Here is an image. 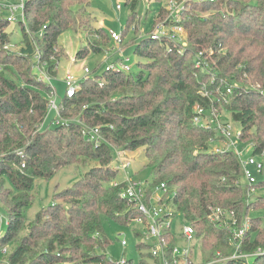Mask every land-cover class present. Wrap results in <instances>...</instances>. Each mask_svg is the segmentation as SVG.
<instances>
[{
    "label": "trees",
    "instance_id": "16d2710c",
    "mask_svg": "<svg viewBox=\"0 0 264 264\" xmlns=\"http://www.w3.org/2000/svg\"><path fill=\"white\" fill-rule=\"evenodd\" d=\"M124 1L130 14L123 41L136 22L141 0ZM187 4L182 22L189 44L183 52L175 44L144 37L135 47V54L147 61L138 63L142 70H96L74 97L64 95L61 115L68 123H51L55 127L47 125L48 120L40 127L48 111L43 90L50 93L51 87L35 77L37 50L51 75L61 60L58 44L64 32L81 28L93 36L75 55L81 61L104 53L108 31L91 24V0H26L20 22L23 45L15 52L8 47L10 22L0 20V200L9 216L0 248H11L7 264H113L106 253L110 240L104 236L103 217L130 225L139 212L120 196V187L112 185L120 172L112 162L117 149L141 147L144 167L151 169L149 190L162 182L175 189L173 207L194 225L197 244L211 257L222 248L224 256L232 250L231 232L209 220L210 206L233 209L241 221L252 214L243 251L264 247V216L258 213L264 212V197L248 202L249 187L241 182L237 154L215 151L221 137L193 120L197 105L207 113L221 106L240 123L239 139L253 146L255 156H264V0ZM164 8L154 23L166 18ZM207 12L210 15L204 16ZM199 53L202 66L196 68ZM84 125L99 126L105 140L97 146L86 141ZM91 161L97 164L28 219L35 179L50 180L67 166ZM255 186L264 187V180ZM23 230L28 231L20 236ZM138 248L149 249V244L141 242ZM255 261L264 264V255Z\"/></svg>",
    "mask_w": 264,
    "mask_h": 264
},
{
    "label": "built area",
    "instance_id": "2783aa9c",
    "mask_svg": "<svg viewBox=\"0 0 264 264\" xmlns=\"http://www.w3.org/2000/svg\"><path fill=\"white\" fill-rule=\"evenodd\" d=\"M4 3H0V7L9 12L7 16L8 22H14L17 20L15 13L20 9L22 10L21 18L24 20V4L25 0H21L20 3H13L10 0H2ZM190 0H169L167 2V14L166 18L156 23L148 36L159 42L166 44H175L179 46L178 52L181 53L186 48L187 30L182 20L184 13L187 10V2ZM214 1V0H210ZM118 10H121V6H117ZM121 31H108L109 37L117 45L116 61L111 63L106 70L113 72H131L133 64L131 57L125 54L123 44L122 32L125 29L123 24H120ZM185 45V46H184ZM184 46V47H182ZM105 61L109 60L108 52H105ZM202 55V53H200ZM201 57L198 58V65H202L200 62ZM37 61L36 67L41 71V66L44 69L45 63L41 62V52L37 50L35 54ZM85 60H81L83 77H77L72 70H68L63 78L65 83V96L68 98L74 97L81 88V83L84 80L89 79L92 74L90 68L85 64ZM73 62H78L74 59ZM42 63V65H40ZM41 73H43L41 71ZM47 82L51 77H47ZM214 81V78H213ZM51 87V98L48 100V111L45 121L40 127H43L47 121V117L51 114H55L54 120L51 122L55 125H65L68 123L62 115V105L57 102V93L55 88L49 83ZM228 93H231V88L227 89ZM204 95H209L207 91H203ZM197 125H201L207 129H214L222 141L219 144H215L214 150L220 153L227 151H234L241 163L243 177L247 180L248 189V202L252 201L254 196V187L258 182L255 177L252 168L257 172L264 170V163L259 160L254 154L251 155L248 160L243 159V150L239 151L233 141L231 140L232 126L229 122H224L220 116V109H212L211 113L200 105L195 108V115L193 118ZM82 135L86 141L93 143L95 146L105 140L102 135L101 128L99 126L84 125L82 128ZM240 135V131H239ZM238 135V137H239ZM212 142L213 139L211 140ZM215 143V142H214ZM127 152L125 150H116V156L120 160V165L115 166L118 171H123L125 175L122 179H116L112 185L120 187V196L127 200L128 203L133 205L139 212V216L134 218L132 222H141L146 225L147 237L153 239L149 244V257L152 260V264H207L203 260H197V253L195 247L197 245L196 229L190 222L185 225L182 232L177 235L173 229V217L177 213V210L173 207V198L175 196V189L170 188L165 182H162L149 190V184L140 180H136L130 175L127 169L131 166L132 162L126 157ZM264 155V154H262ZM25 166V164H23ZM209 220L215 224L217 228L228 230L231 232L230 248L231 254L224 256L222 249L217 250L215 256L220 258L224 257L227 260H242L250 259L252 257H258L264 255V247H258L253 252L243 251L245 245V236L247 231L251 228V217L247 216L243 221L238 218L235 210L210 206L208 210ZM3 220V217L1 218ZM1 220V221H2ZM8 222V220H7ZM174 241L173 243H171ZM181 239L185 242L184 246H178L177 241ZM122 245L127 246V241L122 240ZM0 253L3 254L5 259L8 255V248H0ZM224 261V262H225ZM6 263V262H5ZM129 260L126 255H123L118 260H113V264H128ZM7 264V263H6Z\"/></svg>",
    "mask_w": 264,
    "mask_h": 264
},
{
    "label": "rangeland",
    "instance_id": "374dc122",
    "mask_svg": "<svg viewBox=\"0 0 264 264\" xmlns=\"http://www.w3.org/2000/svg\"><path fill=\"white\" fill-rule=\"evenodd\" d=\"M13 3H20L21 0H10ZM26 1V0H25ZM169 0H141L140 5L137 10L136 22L133 27H130L129 33L124 37V41L122 44V48H124L125 54L131 57V61L133 64L132 72L138 73L142 70L139 66V62H147L144 59H140L138 55L135 54L136 44L142 40L144 37L148 36V33L151 32L153 27L159 21L154 23V17L157 15L161 6L165 7V13L167 11V2ZM187 1V0H186ZM192 0H190L191 2ZM215 1V0H214ZM0 3H4L0 0ZM121 6V10L117 9V6ZM187 9H189L188 4L186 5ZM90 6L88 7V9ZM91 8L93 9V15L90 16L91 24L94 27H104L107 31H121L120 24H123L124 27L127 25V20L130 14V8L125 4L124 0H91ZM187 11V10H186ZM22 10L20 9L15 13L17 20L14 22H10L7 26V31L10 33L11 44L8 46L10 51H18L23 43V31L20 25L22 21L21 18ZM9 15V12L4 8L0 7V20L6 19ZM204 16L210 15V13L203 14ZM165 19V18H164ZM163 19V20H164ZM135 26L137 29L135 30ZM87 34L83 29H78L76 32L69 30L64 32L59 37V52L61 54L60 63L56 69V73L48 74L47 69H43L41 66V71L36 67H34V72L36 74L35 77L38 79H42L44 82H47L46 76L51 77V79L47 82L50 83L56 90L57 93V102L60 103L65 95V83L63 78L68 70H72L77 77H83L85 74L83 73L82 66L80 61L73 62L75 59V55L77 51L84 46V44H88L90 39H93V36ZM101 39V38H100ZM99 40V38H98ZM186 46H188L187 37H185ZM105 43V42H104ZM182 46V47H184ZM104 53L95 54L87 59H85V64L90 68L92 74L90 76L93 77L94 72L97 70V73H102L111 63L116 61L117 45L112 42L110 39L108 43L104 44ZM184 47V48H185ZM108 52L109 60L105 61L106 54ZM209 55H211L209 53ZM201 57V54H196L195 57V67L200 68L198 65V58ZM201 60V58H200ZM201 62V61H200ZM40 72V73H39ZM200 72L202 70L196 72V76H200ZM198 76V77H199ZM10 77H13L14 80L20 84L21 81L18 77L10 74ZM210 82L213 81V77H210ZM44 96L49 100L51 98V94L43 90ZM220 116L224 122L231 123V140L235 144V147L241 151L243 150V159L246 161L248 158L253 155V146L251 144L243 143L238 135L241 129V125L238 122H235L231 118V114L227 112L224 108L220 106ZM55 114L51 113L47 117V125H51V122L54 120ZM51 127H55L51 125ZM121 150V149H119ZM127 152V151H126ZM126 157L131 160L132 164L127 169L128 173L133 176L134 179L145 182L146 180L151 179V169L149 167H144L146 163L145 157V148L141 147L135 151H128ZM256 157L264 163V156ZM90 165L83 164H73L71 166H67L61 169L53 178L50 180H46L43 178L35 179L33 195L34 200L32 206H30L26 210V216L28 219H32L35 214L41 210L43 207H47L53 202V196L56 192L61 191L69 186H71L75 181L83 177L93 166L97 163L95 161L89 162ZM113 166H119L120 160L116 155H114V160L112 162ZM252 171L255 177L259 181L264 180V172H257L252 168ZM125 173L123 171L119 172L118 179H122ZM241 182L243 184H247V180L242 176ZM8 184V182H6ZM254 196L252 201L256 199L258 196L264 197V187H254ZM253 211V208L251 209ZM251 212V211H250ZM256 212V209H255ZM259 214L264 216V212L259 211ZM252 215V214H251ZM251 215H249L251 217ZM0 216L3 217V221L0 227V236L5 234L7 231V220H8V211L5 206L2 204L0 200ZM253 216H256V213L253 212ZM264 220V219H263ZM189 224L187 219L182 213L177 212L173 217V231L179 235L182 232V229L185 225ZM103 227H104V236L110 240L109 245L106 247V253L113 260L120 259L123 255H126L129 260L128 264H152V260L145 252H148L149 249L139 250L138 244L143 242L150 244L153 239H149L147 237V228L146 225L141 222H132L130 225H121L118 224L113 219L108 217H103ZM28 230H23L20 236H23L27 233ZM136 233L141 234L140 236H136ZM122 240L127 241V246L124 247L121 243ZM178 246H184L185 242L181 239L177 241ZM8 248V253L10 252V246L2 247ZM197 250V260H209L206 262L207 264H221L225 261L224 257H216L210 256V252H205L203 248L199 244L196 245ZM223 250V248H222ZM223 252V251H222ZM142 253V255H141ZM149 253V252H148ZM9 255V254H8ZM7 256V255H6ZM211 259V260H210ZM256 257L250 258V264H257L255 261ZM8 263L7 257L5 259L0 260L1 264Z\"/></svg>",
    "mask_w": 264,
    "mask_h": 264
}]
</instances>
